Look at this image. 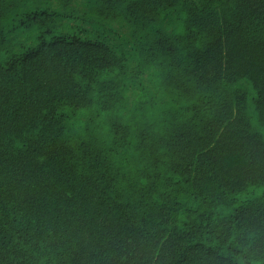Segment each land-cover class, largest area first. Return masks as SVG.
I'll list each match as a JSON object with an SVG mask.
<instances>
[{"label":"trees","instance_id":"1","mask_svg":"<svg viewBox=\"0 0 264 264\" xmlns=\"http://www.w3.org/2000/svg\"><path fill=\"white\" fill-rule=\"evenodd\" d=\"M0 264H264V0H0Z\"/></svg>","mask_w":264,"mask_h":264},{"label":"rangeland","instance_id":"2","mask_svg":"<svg viewBox=\"0 0 264 264\" xmlns=\"http://www.w3.org/2000/svg\"><path fill=\"white\" fill-rule=\"evenodd\" d=\"M31 32H32V33H30V34H28V35H23V36H26V37H27V36H30V38H32L33 35L35 34V31H31ZM36 40H37V39H36ZM36 40H35V41H36ZM35 41H34V43H35ZM34 43H33V44H34ZM33 44H32V45H33ZM14 49L16 50V48H14Z\"/></svg>","mask_w":264,"mask_h":264}]
</instances>
